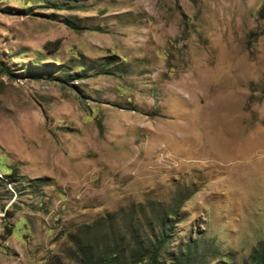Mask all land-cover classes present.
<instances>
[{
	"label": "rangeland",
	"instance_id": "374dc122",
	"mask_svg": "<svg viewBox=\"0 0 264 264\" xmlns=\"http://www.w3.org/2000/svg\"><path fill=\"white\" fill-rule=\"evenodd\" d=\"M156 213L158 264H258L264 0H0V264L125 258Z\"/></svg>",
	"mask_w": 264,
	"mask_h": 264
},
{
	"label": "trees",
	"instance_id": "16d2710c",
	"mask_svg": "<svg viewBox=\"0 0 264 264\" xmlns=\"http://www.w3.org/2000/svg\"><path fill=\"white\" fill-rule=\"evenodd\" d=\"M11 176L12 175H7V178L11 179ZM167 213H170L169 215L174 217L177 212L174 210ZM154 215V221L157 226H159L160 230L158 234L153 237L152 241H148L149 243H147L145 239L142 241H137V239L135 241L134 239V246L131 252L124 258L123 248L117 243L113 232L109 229L104 237V239H107L109 243L105 244L104 247L97 253H95V249L97 248L94 245L95 242H85L81 240V242L77 244L78 251L81 255V264H158L160 252L170 237L172 224H169V227L165 228V223L162 224L161 221L157 220L159 214L156 213ZM181 257L182 253L178 258ZM178 258L177 261L179 260ZM252 258H257L258 264H264V241L259 243L258 248L254 250Z\"/></svg>",
	"mask_w": 264,
	"mask_h": 264
}]
</instances>
